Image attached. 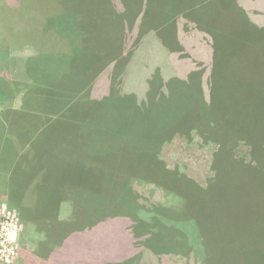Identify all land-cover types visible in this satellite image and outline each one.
<instances>
[{"label":"rangeland","instance_id":"obj_1","mask_svg":"<svg viewBox=\"0 0 264 264\" xmlns=\"http://www.w3.org/2000/svg\"><path fill=\"white\" fill-rule=\"evenodd\" d=\"M167 1L148 7L142 0H0V264H128L135 240L125 224L141 203L131 193L138 189L147 196L153 181V199L162 205L153 201L150 214L174 210L168 205L177 198L164 185L177 177L162 169L159 151L170 169H179L204 188L217 174L213 156L221 146L230 152L236 147L238 156L255 149L257 160L252 156L250 161L264 162V0L239 1L251 16L238 8L237 0ZM223 56L231 63L248 58L252 64L225 75L218 66ZM235 56L240 58L230 59ZM216 62V81L227 84L234 96L212 95L205 105L197 83L209 78V66ZM50 88L55 96L44 98L43 90ZM50 100L72 104L58 119L85 146L86 162L62 158L63 153L68 157V148L47 147L50 134L45 132L38 149L83 177L95 169L109 191L121 194L125 205L129 201L130 215L115 218L118 230L106 226L113 219L103 226L85 225L94 224L89 217L85 223L74 219L73 225L63 224L61 242L50 247L58 248L43 258L39 247L47 241L46 232L25 220L5 191L13 159L6 150L15 148L11 137L27 140L26 130L10 132L6 119L19 121ZM82 104L85 111L79 113ZM185 131L186 136H178ZM207 131L217 141L206 143L201 136ZM202 210L205 216L207 207ZM230 212L233 224L239 216L235 209ZM64 213L58 221H67ZM192 224L188 221L182 234L201 243ZM225 224L229 228L230 221ZM244 232V227L233 229L210 252L194 244L197 255H167L163 264H264L238 257L242 244L253 240ZM154 260L146 256L141 262L157 264Z\"/></svg>","mask_w":264,"mask_h":264},{"label":"trees","instance_id":"obj_2","mask_svg":"<svg viewBox=\"0 0 264 264\" xmlns=\"http://www.w3.org/2000/svg\"><path fill=\"white\" fill-rule=\"evenodd\" d=\"M142 1L148 7L151 4H161L162 2V0ZM168 1L166 4H168ZM239 1L237 0V3ZM250 1L260 0H248L249 3ZM243 5L245 3L239 2L238 8L243 9L251 16L253 12L245 10L248 8ZM247 19H244V21L249 24L250 22ZM251 25L256 26L255 24ZM77 36L83 35L78 34ZM43 37L53 41L45 34ZM75 39L76 41H81L80 38ZM235 58L240 57L235 56L230 59ZM226 59V56L221 57L220 63L223 65H218L219 70L223 71L225 75L234 72L235 74L236 72L240 73L242 70L247 69L251 63L248 58L236 63H231L228 61L229 59ZM214 66V68L209 66V78L200 80V82L197 81L199 87L202 86L200 88V96L205 105V101L207 103L208 100L211 101L212 95L234 96L230 93L231 88L227 84L216 81L215 69L218 68L217 62ZM203 82L205 83L203 84ZM33 85L36 84L33 83ZM38 89L39 87L37 86L36 92H38ZM52 91V88L49 90L44 89L43 97L45 98L47 95L51 97L55 96ZM207 91L209 92L207 93ZM49 103L50 105L42 106L41 110L40 108L38 110L30 109L32 111H29L25 118H20L19 121L6 119L10 125L9 131L26 130L27 140L22 142V139L18 136L11 137L15 148L7 147L6 150L11 156L13 155V159H9L10 166L7 170L9 185L5 191L10 194V205L15 206L23 218L31 222L38 232H46L47 241L42 242L39 247L41 250L40 257L43 258H50L48 257L49 254L52 255L53 251L58 248L50 247L52 245L56 246L61 242L58 231L61 232L63 224L73 225L70 221L74 219L79 220L77 221L78 224L85 223L83 219L89 220V218H92L94 219V224L85 223V225L92 226L98 224L103 226L106 220L113 219V224L108 225L106 223V226L118 230L119 225L115 218L124 217L123 215L126 214L130 215L128 212L129 201L125 205L121 194L109 191L107 189L109 185L102 180L100 181L95 169H90L88 171L89 174L83 177L81 174H76L65 169L57 163L55 158L52 160V156L38 149V139L45 132L46 136L50 134L46 138L47 147H50L52 150L55 148H68V157L63 153L61 154L62 158H66L68 162H77L78 160L86 162L85 156L87 155V151L85 146L81 147L78 144L79 139L72 134L66 121L58 119L59 116L63 117L66 114L67 109L72 104L59 105V103L52 102L51 100ZM43 108L45 110L48 109V112L52 114L44 113ZM80 108L79 113L85 111L84 104ZM192 130H197V128L194 126ZM31 131L32 134L30 135ZM186 132L183 134L180 132L178 136H186ZM58 134L61 135L57 136ZM201 138L204 141L206 139V143L217 141L209 131L204 133ZM43 146L44 144H42ZM226 148L221 146L215 151L212 167L219 177L216 178L215 175L209 181L206 188L200 186V184L185 174H182L179 169H170L161 158L160 151L158 152L162 169L177 177L174 179L175 181L165 183L164 190L170 194H174L173 197L177 199H175L172 205H168V208L174 209L172 214H167L161 210L160 214L153 215L152 213L150 214L153 201L158 203L157 205L159 206L162 205L161 202L153 199L156 189L153 181H149V187L146 190L147 196L146 194L145 196L140 195L138 189L135 194L129 191L134 202L139 203L141 201V203L138 208L140 211H137L134 216L131 215V222L126 220L127 223L125 224L126 228L133 234L135 240L132 243V247H135L132 249V252L129 251L132 259L129 260L128 264H142L141 260L146 256L154 257V261L157 264H163V258L167 257V255L187 257L195 254L193 252L194 244L195 246L202 245L203 250L210 252L221 246L223 241L231 235L233 229H241L242 227L245 228L244 233L248 234L253 240L252 242L246 241L242 244V247H240L241 254L238 257H249L264 262V240H258V237L264 238V162L260 160L261 158L259 159L260 162L257 163L250 161V157L254 154L257 155L255 149H249L244 154L238 156V153L235 151L236 147L231 152L227 151ZM256 157L253 156L252 158L256 159ZM262 159L264 158L262 157ZM232 170L238 171L232 173ZM141 185L140 183L138 184V186L143 187ZM140 197H142V200H139ZM203 205L208 210L207 213L204 212L205 216L203 214L204 209L202 210ZM177 209H180V211L178 212ZM230 209H235V214L239 216V220L233 224L230 220ZM38 213L44 214L38 218V216H35ZM63 213H68L67 216L69 215L66 222L57 220L60 214ZM188 221L194 223L192 224V230L197 229L199 233L197 234V231H195V236H199L201 243L189 242L187 236L182 234L184 233L183 230L186 229L184 226H187ZM228 221H230V226L226 228L224 225ZM211 223L216 230L211 226ZM80 227H84V225L75 226L76 229ZM188 228L190 232V226ZM53 234H56V238L50 236ZM204 234H207V239H204ZM92 245L94 246L95 243H91Z\"/></svg>","mask_w":264,"mask_h":264}]
</instances>
